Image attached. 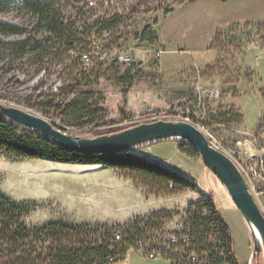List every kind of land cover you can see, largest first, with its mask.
Segmentation results:
<instances>
[{
  "label": "rangeland",
  "instance_id": "rangeland-1",
  "mask_svg": "<svg viewBox=\"0 0 264 264\" xmlns=\"http://www.w3.org/2000/svg\"><path fill=\"white\" fill-rule=\"evenodd\" d=\"M54 1L66 20L76 23L84 40L79 48L92 55L93 62L86 66L102 64V73H106L99 86L105 98L103 107L107 118L116 123L79 130L30 106L37 95L56 88L63 80L59 76L62 64L56 65L48 57L40 61L35 53L15 60L9 51L0 48V103L43 116L68 133L93 138L147 122L184 120L172 111L203 95L206 120L184 121L200 128L239 168L246 166L247 157L264 152V60L260 62L264 59V46L257 37V27L243 25L264 22V18L248 19L257 14L264 16V0H197L182 5L180 0ZM165 9L172 12L166 14ZM118 16L122 17L119 24L115 21ZM242 16L247 17L243 20ZM104 19L113 21L107 31H101ZM0 20L29 31L35 23L31 13L15 5L0 7ZM234 23L242 26L228 29ZM218 30L221 34L216 39ZM143 33L157 41L141 40ZM26 37L27 34L0 32L4 43ZM122 53L128 54L131 62L120 61L118 56ZM210 88L219 90L218 98L207 97ZM185 143L181 138L170 139L130 150L180 174L189 184L186 190L178 187L183 191L180 193L171 184L134 171L101 164L15 159L1 152L0 189L14 200L33 203V212L25 218L27 225L63 221L73 225H107L113 232H124V226L134 219L162 209L174 211L161 228L165 234L172 232L191 202L211 198L230 228L237 262L264 264L261 245L251 260V229L226 187L200 156L189 157L181 152ZM254 183L262 188L259 180ZM256 200L264 213V193ZM153 208L159 209L131 217ZM115 264L168 262L150 260L141 252L129 250Z\"/></svg>",
  "mask_w": 264,
  "mask_h": 264
},
{
  "label": "trees",
  "instance_id": "trees-1",
  "mask_svg": "<svg viewBox=\"0 0 264 264\" xmlns=\"http://www.w3.org/2000/svg\"><path fill=\"white\" fill-rule=\"evenodd\" d=\"M195 1L180 0L179 5ZM217 1L225 3L231 0ZM14 5L32 14L34 27L29 31L0 20V32L27 34L24 40L15 43L0 40V48L9 51L15 60H22L35 53L40 61L48 57L50 62L62 64L59 76L63 80L60 84L37 95L34 102H29L30 106L48 118L59 119L64 126L79 130L115 124L116 121L107 118L103 107L105 98L99 89L100 79L106 77V73H102V64L89 67L79 57L69 56L72 49L84 43L76 23L66 20L54 0H0V7ZM170 12L172 9H165L166 14ZM115 21L119 24L122 17H115ZM112 23L111 19L101 21V31H107ZM243 25L256 26L257 37L264 46V22H245ZM240 26L241 23H234L228 29ZM219 33L218 30L216 39ZM140 38L151 43L157 41L156 37L147 38L146 33ZM119 83L123 84V81ZM59 128L66 131L64 127ZM180 148L189 157L199 156L189 143ZM0 152L15 159L101 164L111 169L134 171L146 178L171 184L177 193L183 192L177 190L178 187L186 190L189 186L180 174L130 150L104 155L68 151L50 139L1 117ZM32 206V202L14 200L0 189V264H115L122 261L129 248L138 241L153 240L155 233H164L161 232L163 222L174 215V211L162 209L147 217L136 218L124 226L122 240L117 241L114 237L117 232H113L107 225H73L63 221L27 225L25 218L33 212ZM181 219L185 222L184 231L189 234L190 242L184 244L185 251L177 254L174 264H238L230 228L211 198L191 202ZM193 252L199 255L196 263L189 258ZM111 257L114 258L112 262L109 260Z\"/></svg>",
  "mask_w": 264,
  "mask_h": 264
},
{
  "label": "water",
  "instance_id": "water-1",
  "mask_svg": "<svg viewBox=\"0 0 264 264\" xmlns=\"http://www.w3.org/2000/svg\"><path fill=\"white\" fill-rule=\"evenodd\" d=\"M0 117L40 134L63 149L87 155L117 154L159 141L181 138L192 145L204 164L221 180L244 220L258 230L264 250V213L251 192L247 179L235 161L210 142L206 134L188 121L159 120L122 131L84 138L57 128L36 113L0 103ZM252 232V231H251ZM253 238L254 234L252 233ZM260 245L254 238V253Z\"/></svg>",
  "mask_w": 264,
  "mask_h": 264
},
{
  "label": "built area",
  "instance_id": "built-area-1",
  "mask_svg": "<svg viewBox=\"0 0 264 264\" xmlns=\"http://www.w3.org/2000/svg\"><path fill=\"white\" fill-rule=\"evenodd\" d=\"M69 56L72 58L79 57L81 61L85 65H89L93 62L92 55L83 51L80 48L72 49L69 53ZM119 60L127 63L131 62V58L128 54L122 53L118 56ZM207 97L210 99L219 97V90L210 88L206 91ZM202 94V93H201ZM206 98L203 95H199L194 103H184L178 107L174 111V116H180L184 120H188L191 122V118L193 120L205 121L207 118L206 112ZM173 116V115H172ZM158 115H156V118ZM150 119V118H147ZM179 145H177L178 147ZM240 169L244 176L247 179L249 188L253 193L254 197L258 198L264 193V152H261L257 155H253L247 157L246 166H240ZM262 182V188L258 189L254 183V181ZM176 229L172 231V233L164 234V233H156V239L153 240H141L136 243L135 246L130 247L129 250L138 251L147 256L150 260L154 259H163L167 261L169 264L175 263V257L177 254H182L185 251V245L190 242V236L188 233L184 231L185 222L183 219L177 221ZM115 240L121 241L122 236L121 232L115 233ZM113 249V246H112ZM257 255L253 252L251 260L254 256ZM189 258L193 263H196L199 260V255L196 252L190 254ZM111 262L114 261V258L109 259ZM248 264H254L249 260Z\"/></svg>",
  "mask_w": 264,
  "mask_h": 264
},
{
  "label": "crops",
  "instance_id": "crops-1",
  "mask_svg": "<svg viewBox=\"0 0 264 264\" xmlns=\"http://www.w3.org/2000/svg\"><path fill=\"white\" fill-rule=\"evenodd\" d=\"M198 2V1H197ZM193 3H196V1L195 2H193ZM193 3H190V4H193ZM254 12V11H253ZM247 17V16H246ZM246 17L245 16H242V19L244 20V19H246ZM263 18H264V16L263 15H259V14H257L256 16H251V17H249L248 19L249 20H254V21H260V20H263ZM211 41V40H210ZM208 45V44H207ZM206 47V46H205ZM167 51H174V50H167ZM264 59H262L260 62H262ZM161 65H162V68L165 70V68H167V66H164V62H163V59H162V61H161ZM166 70H168V69H166ZM133 188H134V190H136V188L134 187V184L133 183H131L130 184ZM137 191V190H136ZM135 191V192H136ZM138 193V192H137ZM156 209H159V208H153V209H150V210H148V211H144V212H138V213H136V214H133L131 217H133V216H137V215H147L148 213H150V212H152V211H154V210H156ZM158 259H160V258H158ZM169 264V263H168ZM239 264V263H238Z\"/></svg>",
  "mask_w": 264,
  "mask_h": 264
},
{
  "label": "bare ground",
  "instance_id": "bare-ground-1",
  "mask_svg": "<svg viewBox=\"0 0 264 264\" xmlns=\"http://www.w3.org/2000/svg\"><path fill=\"white\" fill-rule=\"evenodd\" d=\"M246 225H247V227H249L251 229V231L254 234V238L257 241V243L262 246V240H261L260 234H259L258 230L255 228V226L250 224V223H248V222H246Z\"/></svg>",
  "mask_w": 264,
  "mask_h": 264
}]
</instances>
